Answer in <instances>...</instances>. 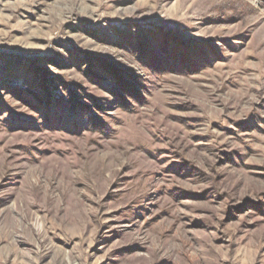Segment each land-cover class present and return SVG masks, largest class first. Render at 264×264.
I'll return each mask as SVG.
<instances>
[{"label":"rangeland","instance_id":"374dc122","mask_svg":"<svg viewBox=\"0 0 264 264\" xmlns=\"http://www.w3.org/2000/svg\"><path fill=\"white\" fill-rule=\"evenodd\" d=\"M0 264H264V0H0Z\"/></svg>","mask_w":264,"mask_h":264}]
</instances>
